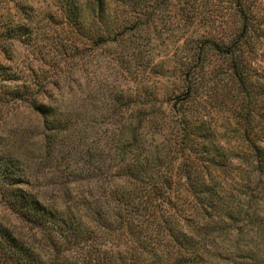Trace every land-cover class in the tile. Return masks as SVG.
Returning <instances> with one entry per match:
<instances>
[{
	"label": "rangeland",
	"instance_id": "obj_1",
	"mask_svg": "<svg viewBox=\"0 0 264 264\" xmlns=\"http://www.w3.org/2000/svg\"><path fill=\"white\" fill-rule=\"evenodd\" d=\"M246 1L254 11L251 38L242 49L251 63L249 89H242L232 73V56L223 52L242 28L235 0H133L132 28L94 49L80 37L77 47L64 53L54 46L55 35L50 39L53 49L41 38L44 68L60 74L69 87L58 112V143L48 157L37 150L42 136L38 116L23 100L12 99L17 87L21 91L24 85L22 79L13 80L15 72L28 74L33 48L24 41L16 42L10 52L0 47V264H23V258L9 257L15 249L7 236L24 252L26 247L24 222L12 203L13 188L27 192L30 178L36 187L48 184L52 190L51 183L63 180L69 171L87 178V158L91 161L87 165L101 161L105 169L114 168L122 156L120 147L142 118L148 121L146 126L151 123L150 130L155 123H169L162 128L163 136L145 131L148 145L167 143L176 133L181 139L186 131L197 133L200 127L214 150V155L202 159L209 161L213 155V160L230 164L222 176L251 180L250 216L264 219V176L256 172V155L243 140L252 133L253 141L264 145V0ZM10 13L0 10L7 22L13 18ZM189 86L193 97L182 103ZM182 147H176L177 162L189 154ZM198 153L199 157L201 149ZM38 154L43 156L42 166L35 162ZM82 183L87 190L88 182ZM73 184L79 186L80 181ZM260 224L261 228L249 227L253 232L245 230L233 237L249 244L250 256L257 252L251 263L245 260L247 264H264V221Z\"/></svg>",
	"mask_w": 264,
	"mask_h": 264
},
{
	"label": "trees",
	"instance_id": "obj_2",
	"mask_svg": "<svg viewBox=\"0 0 264 264\" xmlns=\"http://www.w3.org/2000/svg\"><path fill=\"white\" fill-rule=\"evenodd\" d=\"M235 2L242 28L223 52L232 56V73L242 89H249L251 63L243 57L242 49L251 38L254 11L246 0ZM2 9L10 10L13 17L7 22L0 16L2 50L10 52L16 42L23 41L33 48L28 74L20 76L15 72L13 80L22 79L24 85L21 91L17 87L12 99L23 100L36 119L38 116L37 128L42 130V136L37 150L48 157L58 143V112L69 87L62 83L60 74L44 68L47 60L40 51L41 38L49 41L46 46H55L64 53L68 47H77L80 37L94 49L127 34L135 24L130 20L134 3L3 0ZM54 35L53 46L50 39ZM193 92L189 86L182 103L190 101ZM145 124L148 121L142 118L134 126L127 143L120 147L122 156L114 168L109 165L105 169L101 161L87 165L91 162L87 158V178L82 172L69 171L63 180L51 183L52 190L48 184L36 187L30 178L27 192L13 188L12 203L24 222L22 238L26 247L24 252L13 237L7 236L15 249L9 257L23 258V264H247L246 259L251 263L257 252L253 250L250 256L246 252L249 244L236 242L233 237L264 221L250 216L252 181L222 176L230 164L213 160L214 150L207 145V136H201L200 127L197 133L186 131L181 139L176 133L167 143L157 145L153 141L148 145L145 131L163 136L162 128L169 123H155L153 130L151 123ZM251 136L247 134L243 140L256 155V172L264 176V145ZM179 145L190 151L177 162L174 154L180 151L176 150ZM210 153L213 155L209 161L202 159ZM39 154L35 162L42 166L44 159ZM71 177L80 185L73 184ZM83 181L89 184L87 190L82 189ZM242 215L244 220L240 219Z\"/></svg>",
	"mask_w": 264,
	"mask_h": 264
}]
</instances>
